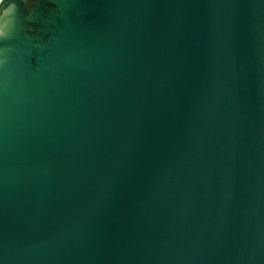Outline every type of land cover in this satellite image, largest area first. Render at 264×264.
<instances>
[{
    "label": "water",
    "instance_id": "water-1",
    "mask_svg": "<svg viewBox=\"0 0 264 264\" xmlns=\"http://www.w3.org/2000/svg\"><path fill=\"white\" fill-rule=\"evenodd\" d=\"M0 264H264V0H0Z\"/></svg>",
    "mask_w": 264,
    "mask_h": 264
},
{
    "label": "flooded vegetation",
    "instance_id": "flooded-vegetation-1",
    "mask_svg": "<svg viewBox=\"0 0 264 264\" xmlns=\"http://www.w3.org/2000/svg\"><path fill=\"white\" fill-rule=\"evenodd\" d=\"M29 2H31V1H29Z\"/></svg>",
    "mask_w": 264,
    "mask_h": 264
}]
</instances>
